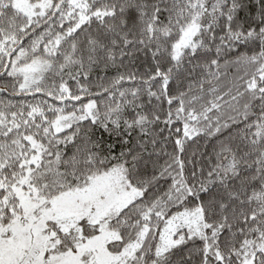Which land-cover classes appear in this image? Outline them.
<instances>
[{
	"label": "snow or ice",
	"instance_id": "snow-or-ice-1",
	"mask_svg": "<svg viewBox=\"0 0 264 264\" xmlns=\"http://www.w3.org/2000/svg\"><path fill=\"white\" fill-rule=\"evenodd\" d=\"M0 264H264V0H0Z\"/></svg>",
	"mask_w": 264,
	"mask_h": 264
}]
</instances>
